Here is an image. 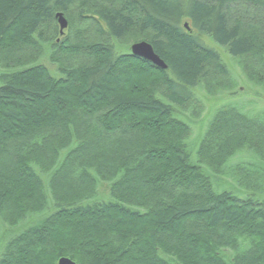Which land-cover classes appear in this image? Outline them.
<instances>
[{
	"label": "trees",
	"instance_id": "1",
	"mask_svg": "<svg viewBox=\"0 0 264 264\" xmlns=\"http://www.w3.org/2000/svg\"><path fill=\"white\" fill-rule=\"evenodd\" d=\"M131 36L167 69L118 54ZM202 36L264 85V0H0V264H264V199L211 180L242 148L261 163L232 174L261 180L264 119L222 107L189 148L192 90L230 81Z\"/></svg>",
	"mask_w": 264,
	"mask_h": 264
},
{
	"label": "rangeland",
	"instance_id": "2",
	"mask_svg": "<svg viewBox=\"0 0 264 264\" xmlns=\"http://www.w3.org/2000/svg\"><path fill=\"white\" fill-rule=\"evenodd\" d=\"M68 26L67 29L64 30L63 36L58 35L56 38V35H53L51 40H56L57 42L60 41L64 36H67L71 34L72 27H75L76 24H78L77 20V7L71 8L68 10L67 16L63 13ZM58 31H59V25L56 21ZM44 41H48L47 37L43 38ZM50 40V39H49ZM50 40V43H51ZM139 42H147L143 40V37H137L134 38L133 36L124 38L122 40L115 41L114 47L116 52L118 54H128L130 53V47L133 46L135 43ZM207 46L213 48L218 54L220 55V58L222 62H224L225 66L229 70L228 73H230V81L229 83L226 82L225 87H217L212 90V92H209L203 84L197 85L196 88L192 90V93L197 100L198 106H197V112L196 115L193 112V115H191V118H188V123L190 124V127L192 128L191 138L189 140V148L192 152V155L194 156V149L197 147L198 142L202 136L207 131V126L210 124V120L213 117V115L222 107H232L240 111V113L247 115L248 117L252 118H260L264 119V85L262 83H256L249 80L244 70L240 66L237 59L232 58L226 49L218 47L211 43L205 36H202V41ZM44 46L46 47L45 52L48 51V49H51V46H49V42H43ZM43 47V46H42ZM41 59V60H40ZM39 61L42 64H45L50 71L53 74H57L56 67L50 65L46 55H44L42 58H40ZM8 65V66H7ZM19 65H13L8 64L7 61H4L0 58V76L3 74H8V72H11L12 70L19 69ZM228 84V86H227ZM1 80H0V86H1ZM195 109V108H193ZM191 113V112H190ZM195 147V148H194ZM254 153L249 150L248 148H242L239 151H236L235 155H233L228 161L225 167V170L221 169V172L214 173V176H211V180L213 182L214 188L218 192L223 191H231L233 189L234 191L239 190L242 194L241 197L245 196H255L259 199H264V165L262 167H258L259 173L258 177H261V180L256 181L255 185L250 189L242 186L240 184V179L236 178V174H232V167L236 166L239 163L249 165L250 163H261L259 159L253 155ZM196 159V155L194 156ZM253 165V166H254ZM43 179L46 178V176L42 175ZM258 185V186H256ZM257 187L261 189L259 192ZM100 201H108L109 194L106 190L105 186H101L98 189V194L96 197ZM51 212V211H50ZM49 212V213H50ZM48 212H44L43 214L36 215L33 218H31V221H28L29 223H36L39 220L43 219L44 217H47ZM28 222L21 223L17 228H14V233H18L21 230L25 229L29 226ZM31 223V224H32ZM30 224V225H31ZM5 232V231H4ZM3 234V233H2ZM2 238V235L0 234V240Z\"/></svg>",
	"mask_w": 264,
	"mask_h": 264
},
{
	"label": "water",
	"instance_id": "3",
	"mask_svg": "<svg viewBox=\"0 0 264 264\" xmlns=\"http://www.w3.org/2000/svg\"><path fill=\"white\" fill-rule=\"evenodd\" d=\"M56 19L59 25V33L61 36H63L64 30L67 29L68 23L61 13H58L56 15ZM184 26L186 29H189L187 24H185ZM130 54L134 57L149 62L151 65H153L159 70L167 69V65L165 64V62L155 53L152 45L148 42H139L133 44V46L130 47ZM56 264H76V263L67 257H62L59 258Z\"/></svg>",
	"mask_w": 264,
	"mask_h": 264
},
{
	"label": "bare ground",
	"instance_id": "4",
	"mask_svg": "<svg viewBox=\"0 0 264 264\" xmlns=\"http://www.w3.org/2000/svg\"><path fill=\"white\" fill-rule=\"evenodd\" d=\"M58 13H61L62 15H63V13L62 12H57V13H55V15H54V18L56 19V15L58 14ZM64 16V15H63ZM65 18V17H64ZM56 21H57V19H56Z\"/></svg>",
	"mask_w": 264,
	"mask_h": 264
}]
</instances>
